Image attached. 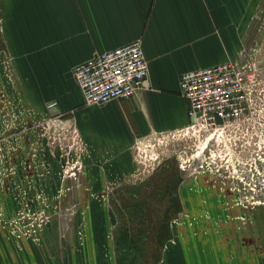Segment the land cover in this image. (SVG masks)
<instances>
[{
	"label": "rangeland",
	"instance_id": "rangeland-1",
	"mask_svg": "<svg viewBox=\"0 0 264 264\" xmlns=\"http://www.w3.org/2000/svg\"><path fill=\"white\" fill-rule=\"evenodd\" d=\"M248 23L240 59L264 64V0ZM23 86L0 17V264H264V89L248 121L125 159Z\"/></svg>",
	"mask_w": 264,
	"mask_h": 264
},
{
	"label": "crops",
	"instance_id": "crops-1",
	"mask_svg": "<svg viewBox=\"0 0 264 264\" xmlns=\"http://www.w3.org/2000/svg\"><path fill=\"white\" fill-rule=\"evenodd\" d=\"M257 0H0L6 46L33 100L58 101L102 152L131 156L138 138L190 122L180 92L188 70L240 59ZM140 39L149 63L133 96L87 104L74 68Z\"/></svg>",
	"mask_w": 264,
	"mask_h": 264
},
{
	"label": "built area",
	"instance_id": "built-area-1",
	"mask_svg": "<svg viewBox=\"0 0 264 264\" xmlns=\"http://www.w3.org/2000/svg\"><path fill=\"white\" fill-rule=\"evenodd\" d=\"M148 71L143 44L137 39L96 53L74 68V76L85 102L94 104L135 95L143 87ZM262 89L264 64L256 57L185 71L180 78V92L189 101L190 122L176 131L216 130L248 121L257 115ZM54 105L51 102L49 107ZM61 121V126L75 128L72 119ZM160 135L138 138L137 142L152 141Z\"/></svg>",
	"mask_w": 264,
	"mask_h": 264
},
{
	"label": "bare ground",
	"instance_id": "bare-ground-1",
	"mask_svg": "<svg viewBox=\"0 0 264 264\" xmlns=\"http://www.w3.org/2000/svg\"><path fill=\"white\" fill-rule=\"evenodd\" d=\"M116 161V160H115ZM59 166V165H58ZM106 167V166H105ZM111 169V168H110ZM114 170V169H113Z\"/></svg>",
	"mask_w": 264,
	"mask_h": 264
}]
</instances>
